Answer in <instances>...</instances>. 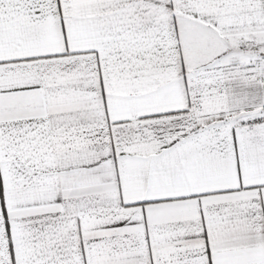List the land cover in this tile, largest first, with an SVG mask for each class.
Wrapping results in <instances>:
<instances>
[{"label":"snow or ice","instance_id":"snow-or-ice-1","mask_svg":"<svg viewBox=\"0 0 264 264\" xmlns=\"http://www.w3.org/2000/svg\"><path fill=\"white\" fill-rule=\"evenodd\" d=\"M0 264H264V0H0Z\"/></svg>","mask_w":264,"mask_h":264}]
</instances>
